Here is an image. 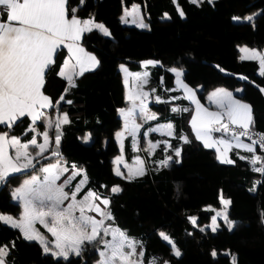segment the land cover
Returning a JSON list of instances; mask_svg holds the SVG:
<instances>
[{
    "label": "trees",
    "instance_id": "trees-1",
    "mask_svg": "<svg viewBox=\"0 0 264 264\" xmlns=\"http://www.w3.org/2000/svg\"><path fill=\"white\" fill-rule=\"evenodd\" d=\"M131 2H138L146 12L148 28L120 21L122 5ZM69 7L82 18L90 15L101 20L111 37L95 29L82 34L81 44L100 63L83 75H75V87L66 86L65 78L58 75L64 48L58 51L55 64L46 71L42 91L53 102L61 95L65 97L58 108L68 114L71 122L60 129V156L47 151L38 158L35 168L10 174L0 184V212L16 213L20 209L11 188L22 176L44 162L63 158L84 168L88 178L85 189L110 198L107 208L114 219L105 222L114 223L137 238L145 252L144 264L153 257L157 264H233V257L235 264H264V173L254 171L255 166L247 158L236 155L232 156L234 163H223L214 148L206 147L193 135H188V142L181 140L180 131L187 132L186 119L191 111L184 98L149 102L156 112V119L149 124L170 119L175 135L168 137L171 147L164 153L158 147L151 155H144L146 175L133 180L117 176L111 159L119 151L113 136L120 125L117 108L127 104L118 68L121 62L137 69L142 59L159 61L150 67L147 87L157 85L160 75L165 86L171 85L173 75L169 69L183 68L185 82L200 85L198 94L202 101L206 91L216 85L238 87L235 94L252 106L254 124L250 131L264 133V92L260 90L264 88V73L258 72L257 60L239 58L237 48L240 44L264 47V0H201L198 4L191 0H67ZM251 10H258L252 22L234 19ZM163 12L170 18L160 19ZM173 102L181 103V111H172ZM185 108L188 111H183ZM54 110L47 109L50 113ZM28 124L29 119L25 118L11 128L0 125V131L28 141ZM151 136L155 134L152 132ZM84 137H89L87 142ZM176 148L181 149V154L173 157L168 167L149 163L150 158L157 161ZM29 150L36 149L30 146ZM256 150L262 158L258 167H264V149L257 145ZM125 158H132L128 140ZM112 185L123 190L113 194ZM220 196L231 200L227 212L235 226L231 231L222 226L212 232L201 224L212 215L211 206H220ZM189 217H196V224ZM159 233L168 235L182 255L175 256L172 245ZM11 242H15L14 248ZM0 244L11 248L8 264H92L99 245L87 244L81 256L70 254L65 260L45 253L39 242L25 239L18 228L2 222ZM213 250L215 257L211 255Z\"/></svg>",
    "mask_w": 264,
    "mask_h": 264
},
{
    "label": "snow or ice",
    "instance_id": "snow-or-ice-1",
    "mask_svg": "<svg viewBox=\"0 0 264 264\" xmlns=\"http://www.w3.org/2000/svg\"><path fill=\"white\" fill-rule=\"evenodd\" d=\"M193 4H198L201 0H191ZM67 0H0V6L3 7V12L0 15H6L7 20H0V125H6L8 128L17 125L25 118L31 119L34 125L38 121L47 119V128L54 127L56 134L54 139L50 137L48 131L40 133L43 137V142H38L36 137H33L27 142H21V139L16 136L9 137L8 132H0V183L5 182L12 173H20L28 169L35 168L38 158L43 157L44 154L53 145L57 149L51 153L52 156H60L58 151L62 132L61 126L69 124L70 118L65 112L62 118L58 116L55 121L46 117L44 110L57 109L61 101L65 100L64 95H61L55 102L51 97L44 94L42 91L45 84L46 71L54 64L58 51L62 45L66 46L70 54L75 57V65L72 69L65 71L69 67L66 60L64 66L58 73L59 76L64 77L70 87H75L74 75H83L86 71L95 69L100 61L96 56L86 53L85 50L79 46L81 36L85 32H91L93 29L100 31L103 35L111 37L110 30L98 23L94 18L81 20L75 13L76 9L66 8ZM69 11L71 12V19L68 18ZM138 12V6H133L131 12L126 10V15H135ZM165 18L168 14L165 13ZM180 15L183 16V10H180ZM239 20L240 18H234ZM248 22H252L254 16H247ZM139 26L141 28H148L149 25L144 23L143 17H140ZM66 41H71L66 44ZM242 52L247 53L244 58L258 60L262 73H264V52L256 49H249L244 47ZM159 61L148 60L145 61V66L156 65ZM76 66L79 67L78 72L75 71ZM121 68L127 73L125 66ZM176 72L177 77L181 72L177 69H172ZM136 79H142L147 83L148 73H134L132 74ZM127 77L125 84H127ZM178 83L188 93L187 98L196 103V115L193 116L191 124L196 133V137L203 141L204 145L209 148L216 147L217 144L225 145V149L221 152L220 159L223 163L232 164L234 161L228 158L225 153L232 147L243 148L249 153H255L256 146L264 149V133H255L250 131L254 124L252 114V106L242 100L235 99L232 92L226 89H217L210 96V99L216 105L223 109L221 112H210L207 108L195 99V90L189 88L178 79ZM68 89L66 88L65 91ZM264 92V88L260 89ZM149 95L148 92L139 91L138 93L129 92L128 99L132 101L133 107L128 109H120V113L125 119V128L131 130L133 135L141 125L135 122V110L138 108L145 120L156 119L154 113H150L145 105L144 97ZM137 101L139 103L137 104ZM71 104V100L65 101ZM173 112L181 111V109L173 108ZM183 111H188L187 108ZM224 116L227 117L228 123H221ZM236 127L230 128L229 125ZM214 125H220L219 128H213ZM168 135H172L173 125L168 124ZM237 128L239 130H237ZM158 129H153L156 131ZM223 130L230 133L232 141L224 139L213 140L211 132ZM29 132L36 131L35 128L30 127ZM122 137L123 133H117ZM257 137L253 139L252 137ZM241 137H248L251 143H245ZM89 137H84L87 142ZM185 142L186 137H181ZM167 143V142H166ZM30 146L35 147L34 153L28 151ZM158 144L150 145V150L158 147ZM168 147H171L169 144ZM15 149V156L9 154L8 149ZM219 151V149H217ZM181 149H175V156L179 157ZM247 157H241L246 159ZM121 158L118 157L119 161ZM262 158L259 155L251 159V163L256 165L261 162ZM173 161L172 156H167L165 159L158 161L160 167H168ZM138 162L141 166L135 170L129 168L127 176H124L119 169L116 170L117 176H123L127 180H133L138 177L146 175L147 168L145 161L140 157H136L134 163ZM75 169V165L72 166ZM124 167L128 168L125 164ZM256 172L264 173V167H254ZM42 171L46 174L44 182L39 183V178L33 176L30 180H26L20 187H17L13 192L14 198L23 201V214L19 219L13 218L11 215L0 214V222L22 231L25 239L29 241H37L43 246L45 253H51L55 257H62L67 260L70 254L81 256L84 247L87 244L100 243L104 236H111V240H103L105 246L104 251L100 253L103 259L101 264H144L145 252L142 249L137 253L138 242L131 240L123 231L113 228L111 224H105V221L114 219L111 212L106 208H102L101 204L108 206L111 203L110 198L102 196L101 194L88 189L85 191L87 183V175L84 169H76L69 178L65 179L63 184L57 185L56 181L60 179L63 173L68 172V168L61 167L60 162L56 164H49L43 168ZM83 174V179L65 191L71 180ZM123 189L120 186H113L111 192L118 194ZM84 193L80 199L77 196ZM225 210L217 212L211 217V223L206 227H210L212 232H216L220 227L217 217H221L223 223L227 225L231 231L235 226V221H231L228 216L227 208L231 204V200L223 199L221 196ZM48 201L47 205L44 202ZM65 201H70L66 207H62ZM99 201V203H97ZM37 202L42 206L47 207V211L39 210ZM79 215H75L76 212ZM88 213H98L100 219L95 215ZM45 218L51 219V226L45 222ZM193 224H196V217H189ZM40 222L44 224L47 230L56 238L55 250H53L48 241L34 228V223ZM203 230V229H201ZM164 241L172 245L173 254L177 257L181 256V251L176 248L175 243L165 233H159ZM11 247H15V242H11ZM142 248V246H141ZM127 249V251H125ZM11 248L9 244L0 245V264H8L7 258ZM216 256L215 250L211 253ZM149 264H157V258L153 257ZM163 264H168L164 261ZM233 264H235V257H233Z\"/></svg>",
    "mask_w": 264,
    "mask_h": 264
},
{
    "label": "rangeland",
    "instance_id": "rangeland-1",
    "mask_svg": "<svg viewBox=\"0 0 264 264\" xmlns=\"http://www.w3.org/2000/svg\"><path fill=\"white\" fill-rule=\"evenodd\" d=\"M133 6H138V12L135 14V15H126V10L128 12H131V10L133 9ZM178 10L180 11V8L178 7ZM166 12H163L159 18L160 19H168V18H165V14ZM258 14V10H251L247 13H245L244 15L238 17V18H245L247 16H254V18L257 16ZM143 17V21L144 23H146V12L144 11V9L141 7V5L138 3V2H131L130 4L126 5V4H123L122 5V9L119 13V18H120V21L121 22H124V23H130V24H134L138 27L139 26V23H140V17ZM89 18H93L92 16H87ZM254 20V19H253ZM96 22L98 23H102L103 25H105L101 20H96ZM244 47H247L249 49H256V50H260L262 52H264V48L262 49H258L254 46H249V45H246V44H240L239 45V58H244L246 55H248L247 53H244L241 51L242 48ZM84 50L86 53H90L92 55L95 56V54L92 52V51H89L87 50L84 46H83ZM148 60H153V61H156V59L154 58H145V59H142L140 60V63H139V68L137 69H131V68H128L124 63H119L118 65V68L120 69V72H121V78H122V82L124 84V88H125V92H124V95H125V100L127 101V104L126 105H122V106H119L117 108V113L118 115L120 116V125L114 130V133H113V136H114V139L116 140L117 142V145H118V149L119 151L116 153V155L112 158V169L114 171V173H116V170L117 168L119 167L120 171L122 173H124V176H127L128 174V171H129V168H131L133 170V173H135V170L138 169L141 165L136 162L134 163L136 157H140L142 160L145 161V165L147 164V161L144 159V155L147 154V155H151L153 153V150L157 149L158 147H160L164 153V149L166 148L165 147V144L161 141L163 139H166L168 140V137L170 136H173L175 135V130H174V124H173V121L168 119V120H164V121H160V122H156L154 124H149V121L150 120H145L143 115L140 114L139 112V109L137 108L135 110V122L139 125H141V127L137 130L136 134L133 135L131 133V130L130 128L129 129H126L125 128V119H124V116L120 113V109H125L126 111L128 109H131L133 107V104H132V101H130L127 97H128V94L129 92H132V93H138L139 91H143V92H148L149 95L147 97H144V100H145V105H146V108L147 110L150 112V113H154L156 115V112L149 106V102L151 100L153 101H156L159 99V95H157V90L155 88H153V86L151 88H148L147 86H145V83L143 82L142 79L138 80L136 79L132 74L134 73H145L147 72L148 73V77H149V71H150V67L152 65H147L145 66L144 62L145 61H148ZM258 61V60H257ZM73 62H75V57H73ZM259 63V61H258ZM121 65L125 66V68H127L128 72L126 73L122 68H121ZM174 68V67H173ZM177 70L179 71H182L183 68H176ZM77 72L79 70V67L76 68ZM262 69H261V65L259 63V66H258V72H261ZM183 72V71H182ZM127 77V84H125V78ZM178 79L179 81H181L183 84H186L189 88H192L195 90V99L199 101V103L203 106V108H207L208 111L210 112H218L217 109L219 108L216 103L214 101H212L210 99V97H207L205 99V101H202L200 98H199V94H198V91L200 90V85H196V86H191L189 85L187 82H185V80L182 78V76L180 75L179 77H177V74L175 73L174 76H173V83H174V86L175 88H177V90L180 92V94L183 96V98L186 100L187 104L191 107V112H190V116L189 118L187 119V123L188 125H190V130L193 132V134L196 136V133L195 131L193 130V127H192V124H191V118L193 116L196 115V103L193 101V100H190L187 98L188 96V93L185 91V89L181 86L180 83H178ZM148 80V78H147ZM66 86H68V82L66 81ZM239 88L237 87V90ZM151 91V93H150ZM212 94V93H210ZM164 97L168 98L169 94L167 91H165ZM162 97V98H164ZM241 100V99H240ZM243 102H245L244 100H242ZM139 103V101H137V104ZM247 103V102H245ZM59 107V106H58ZM218 107V108H216ZM56 110H59V111H64L63 109H55L54 111ZM219 110H223V109H219ZM47 111V110H46ZM224 111V110H223ZM220 112V111H219ZM46 113V112H45ZM46 117L47 118H51L53 121H55V119L58 117V114H54L52 115L51 117L49 116L48 113H46ZM45 122H47V119L43 120ZM168 124H171L173 125V129H172V135H167L168 133V128H167V125ZM28 127H33L36 129V131L34 132H31V136L30 138L28 139L31 140L33 137H36L37 140L38 139H41L43 138L42 135H40V133L44 132V131H48L49 132V135L51 138L54 139V136H55V130H51L50 128H47L46 127V124H45V127H41V125L36 122V124H32L31 123V119L29 121V125ZM220 125H214L213 128H219ZM153 129H158L156 131H153ZM215 130H213L211 132V136L213 138V140H220V139H224V140H227L226 139V136H228L229 133H226V132H223V130L220 131V133H216L214 132ZM123 133V136L120 137L117 135V133ZM154 133L155 134V137H152L151 136V133ZM185 131L182 130L180 131V134H179V137L181 134H183ZM162 135V136H160ZM231 135V134H230ZM232 137V136H231ZM253 138V137H252ZM255 139V138H253ZM127 140L129 141V144H130V147L132 149V158L130 160H127V158H125V144L127 142ZM241 140H243L245 143H251V140L248 138V140L244 139L241 137ZM88 141V140H87ZM152 144H158L159 146L154 148V149H151L150 150V145ZM52 150L54 148V145L51 147ZM222 148H225V145L223 144H217L216 147H214L215 149V153H216V157L218 159H220V155H221V149ZM13 151H15L14 148H12ZM219 149V151L217 150ZM9 151V149H8ZM55 151V150H54ZM255 152L258 153V151L256 150ZM51 153V152H50ZM167 156H172V157H176L175 156V151L173 153L170 152V154H166L163 158H159L157 161L154 160V158H150L148 161L149 163L153 164V165H159L157 162L160 161V160H163L165 159ZM120 157L121 159L118 161L117 158ZM178 158V157H177ZM221 160V159H220ZM57 161L60 162V165L61 167H66L68 168V172L66 173H63L61 176H60V179L56 181L57 185H60V184H63L65 179L69 178L71 173L73 171H75L76 169H84L82 166H78L74 163H68L65 159L63 158H56V159H52V160H49L47 161L42 167L40 166V168H38L37 170H34L30 173H27L25 174L24 176H22L19 180V182L17 184L12 185L13 189H12V194L13 192L15 191V189L17 187H20L24 181L26 180H30L33 176L35 177H38L39 178V183H43L44 182V177H45V173L42 171L43 168L47 167L49 164H56ZM127 164L128 165V168L124 167V165ZM73 165H75V169L72 167ZM83 179V174H81L80 176H77L74 180H71L70 183L65 186V191H69L70 188H73L74 185L76 183L79 182V180ZM1 184V183H0ZM113 186H116V185H112L111 188ZM88 189H91V188H86L84 189L85 191H87ZM92 190V189H91ZM94 191V190H93ZM84 193H80L78 196H77V199H80L82 197ZM13 196V195H12ZM223 199H227L226 197L222 196ZM14 198V196H13ZM19 204H20V209L16 212V213H9V212H5V213H2V214H5V215H11L13 218L15 219H19L21 217V215L23 214V201L21 200H18L16 198H14ZM70 201H65L64 204L62 205V207H66L67 204L69 203ZM49 202L48 201H45L44 202V205H47ZM97 203H99V201H97ZM101 207L102 208H107V206H104L103 204H101ZM37 208L39 210H43V211H47V207L46 206H42L39 202H37ZM212 208V215L209 217L208 221L204 222L201 224V226H204V225H209L211 223V217L216 215L217 212H222L225 210V206L223 205L222 203V200H221V196H220V206L218 207H214V206H211ZM228 210V208H227ZM89 215H95L97 217V219H100V215L98 213H88ZM75 215H79V212L77 211L75 213ZM217 220H218V223L220 224V227L218 228V230L221 229L222 226H226L224 223H223V220L221 217H217ZM38 222V221H37ZM45 222L49 224V226H51V219L50 218H45ZM40 223V222H39ZM41 224V223H40ZM105 224H111L113 228H117L121 231H123L124 233H126L127 237L131 240H134V241H137V238L134 236V235H130L128 234L125 230H123L121 227H119L118 225L114 224V223H107L105 222ZM44 226V224H42ZM34 228L36 231H38L41 235H43L45 237V239L48 241L49 243V246L55 250V237L47 230V228L44 226V229H43V232L39 231L36 227V223H34ZM43 228V227H42ZM210 228V227H209ZM228 228V227H227ZM211 229V228H210ZM103 240H111V236H104L103 237ZM103 240L99 243V245L96 247V250L98 252V255L97 257L92 261V264H101V260L103 259V257H101L100 253L102 251H104V244H103ZM2 245V244H0ZM125 251H127V249H125ZM141 251V247H137V253H139ZM149 264V263H148Z\"/></svg>",
    "mask_w": 264,
    "mask_h": 264
},
{
    "label": "crops",
    "instance_id": "crops-1",
    "mask_svg": "<svg viewBox=\"0 0 264 264\" xmlns=\"http://www.w3.org/2000/svg\"><path fill=\"white\" fill-rule=\"evenodd\" d=\"M21 2H23V0H21ZM66 8H67V3H66ZM0 12H3V7L2 6H0ZM75 15L78 17V18H80L81 20H84V19H88L89 17H85V18H82V17H80L77 13H75ZM68 18L69 19H71V12L69 13V15H68ZM0 20H2V21H6L7 20V17H6V15H4V16H0ZM82 37V36H81ZM71 41H66V44L67 43H70ZM79 43V46L80 47H82L83 48V45L81 44V39H80V41L78 42ZM62 48H64V56H63V59H62V62H61V65H60V67H59V71H58V73L60 72V70H61V68L64 66V62L67 60L68 61V63H69V67L67 68V69H65V71H69L70 72V70L72 69V66L73 65H75V62H73V56L70 54V52L68 51V49H67V47L66 46H64V45H62L61 46V48L60 49H62ZM237 48L239 49V45L237 46ZM264 48V47H263ZM59 49V50H60ZM84 49V48H83ZM239 51V50H238ZM119 65V64H118ZM78 66H76V68H77ZM76 68H75V71H77L76 70ZM176 68H178V67H171L169 70H170V72L172 73V75L174 76V74L176 73V72H174V71H172V69H176ZM178 69H180V68H178ZM120 70V69H119ZM183 72H184V69L182 70ZM182 71H180L181 72V76H183V72ZM70 74H71V72H70ZM74 77H75V75H74ZM149 77H150V75H149ZM149 77H148V80H147V83H145V86H148V82H149ZM64 78V77H63ZM183 78V77H182ZM66 80V79H65ZM67 81V80H66ZM157 86H158V88H159V91H158V88H157ZM148 88H151V87H148ZM153 88H157L156 90H157V95H159V99L158 100H161V99H163V100H169V99H178V98H183V96L180 94V92L177 90V88H175V86H174V83H173V77H172V84L171 85H169V86H165L164 84H163V77L160 75L159 76V78H158V84L156 85H154L153 86ZM226 89L227 91H230V92H232L233 93V95H234V97H235V99H238V100H240L241 98H239L236 94H235V91L237 90V88L236 89H231V88H227V87H224V86H222V85H216V86H214V87H212V88H209L207 91H206V93H205V99L207 98V97H210L211 96V94L210 93H213V92H215L217 89ZM124 91H125V88H124ZM165 91H167L168 92V94H169V96H168V98H166V97H164L163 95H164V93H165ZM45 94V93H44ZM46 95V94H45ZM162 97H164V98H162ZM242 100V99H241ZM183 106L181 105V103L180 102H173L172 104H171V108L173 109V108H178V109H181ZM216 108H218V107H216ZM220 108H218L217 109V111L219 112H221L222 114H223V110H219ZM46 113H48L49 114V116L51 117L52 115H54V114H58V116H60L61 118H62V114L63 113H65V111H59V110H56V111H53L52 113H50L49 111H46V110H44ZM191 112V111H190ZM189 116H190V113H189V115H188V118H189ZM187 118V119H188ZM193 118V117H192ZM192 118H191V121H192ZM29 119V121H30V117L28 118ZM187 119H186V121H187ZM160 122V121H159ZM156 123V122H155ZM187 123V122H186ZM221 123H228V121H227V117L226 116H224V118L222 119V121H221ZM45 124H47V122H45V121H42V124H40L41 125V127H45ZM152 124H154V123H152ZM29 125V124H28ZM190 125H188V123H187V132H184L183 134H181L180 135V139H181V137H186V138H188V135H193L195 138H197L194 134H193V132L190 130V127H189ZM229 127L230 128H233V127H236V126H234V125H229ZM29 128V127H28ZM51 130H54L55 128L54 127H52V128H50ZM237 130H239L238 128H237ZM0 132H7L6 130H4V131H0ZM215 132V134L216 133H220V131H214ZM224 132V131H223ZM9 134V137H11V136H16V137H19L18 135H16V134H13V133H8ZM168 135V134H167ZM242 138H244V139H246V140H248V137H242ZM198 139V138H197ZM226 139H227V141H232V137H231V135H230V133L228 134V136H226ZM181 140H184V139H181ZM199 140V139H198ZM164 144H165V147L167 148V149H169V147H168V140H166V139H163V140H161ZM201 141V140H200ZM21 142L23 143V142H27V140H22L21 139ZM38 142H43V138H41V139H38ZM167 142V143H166ZM202 143H203V141H201ZM233 142V144L235 143L234 141H232ZM204 144V143H203ZM156 148V147H155ZM165 148V149H166ZM214 148V147H213ZM224 149L225 148H222L221 149V151L223 152L224 151ZM155 150V149H154ZM153 150V151H154ZM215 150V149H214ZM28 151L30 152V153H34V152H32V151H30L29 149H28ZM48 151H54V150H52V148H49V150ZM175 151V150H174ZM50 153V152H49ZM9 154L11 155V156H15V151H13V149L12 148H9ZM216 154V153H215ZM116 154H114L112 157H111V159L115 156ZM225 155L228 157V158H230V159H232V156H234V155H236V156H239V157H247V159L250 161V163H251V159L254 157V156H256V155H259V153H257V152H255V153H249V152H247L245 149H243V148H236V147H232L229 151H227L226 153H225ZM113 161V160H112ZM46 162H44L42 165H41V167L45 164ZM252 164V163H251ZM253 165V164H252ZM253 166H255V167H258V163L256 164V165H253ZM15 185V184H14ZM14 185H13V187H14ZM13 187L11 188V193H12V189H13ZM2 213H5V212H0V214H2ZM36 226H38V227H36L39 231H41V232H43V230L42 229H44V226L42 225V224H40L39 222H36ZM40 227H43L42 229L40 228ZM20 230V229H19ZM20 232H21V234H22V231L20 230ZM23 235V234H22Z\"/></svg>",
    "mask_w": 264,
    "mask_h": 264
},
{
    "label": "water",
    "instance_id": "water-1",
    "mask_svg": "<svg viewBox=\"0 0 264 264\" xmlns=\"http://www.w3.org/2000/svg\"><path fill=\"white\" fill-rule=\"evenodd\" d=\"M54 130H55V129H54ZM55 133H56V130H55ZM53 150H55V151L57 150V149L55 148V146H54ZM58 150H59V149H58Z\"/></svg>",
    "mask_w": 264,
    "mask_h": 264
},
{
    "label": "built area",
    "instance_id": "built-area-1",
    "mask_svg": "<svg viewBox=\"0 0 264 264\" xmlns=\"http://www.w3.org/2000/svg\"><path fill=\"white\" fill-rule=\"evenodd\" d=\"M252 132H255V131H252ZM255 133H258V132H255Z\"/></svg>",
    "mask_w": 264,
    "mask_h": 264
}]
</instances>
